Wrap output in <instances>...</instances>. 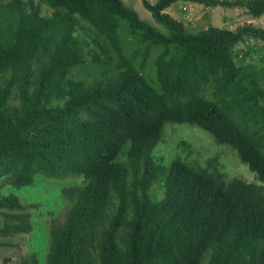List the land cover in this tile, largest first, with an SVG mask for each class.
Listing matches in <instances>:
<instances>
[{"label": "trees", "instance_id": "16d2710c", "mask_svg": "<svg viewBox=\"0 0 264 264\" xmlns=\"http://www.w3.org/2000/svg\"><path fill=\"white\" fill-rule=\"evenodd\" d=\"M180 2L264 16V0H141L152 22L123 0H0V252L51 208L18 191L66 180L29 264H264V65L235 50L264 29L188 32L166 13ZM166 123L206 130L253 181L217 156L157 161Z\"/></svg>", "mask_w": 264, "mask_h": 264}, {"label": "rangeland", "instance_id": "374dc122", "mask_svg": "<svg viewBox=\"0 0 264 264\" xmlns=\"http://www.w3.org/2000/svg\"><path fill=\"white\" fill-rule=\"evenodd\" d=\"M123 1L142 20L152 22L150 13L144 9L141 0ZM148 1L153 3L155 0ZM41 7L43 13L50 11L44 4ZM180 7V3L173 4L166 13L182 22L188 32H198L210 26L235 30L246 24L264 29V16L253 20L241 8L230 9L221 6L205 8L201 5H191L187 12H182ZM235 50L245 52L251 50L244 62L264 65V44L250 40L247 43L239 44ZM163 131V138L154 148L153 156L165 166H168L175 158L194 164L195 162L206 163L208 159L217 156L220 169L225 173L226 180L238 178L248 182L253 181L254 174L245 164L241 163L236 152L229 146L216 144L212 135L206 130L190 124L166 123ZM181 141L193 146L194 151L191 155H187L183 147H179ZM66 182V180L57 182L44 180L34 187L18 191L21 199L27 202L43 203L45 206H51V208L40 209L38 211L39 216L34 220L32 232L13 238L11 240L13 245L0 252V264H29L32 255H37L41 263L45 260L49 245L50 226L63 217L68 207V203L61 200L58 191ZM155 187L157 186L154 185L152 190ZM151 197L160 200L163 197V190H153Z\"/></svg>", "mask_w": 264, "mask_h": 264}, {"label": "clouds", "instance_id": "9594fccd", "mask_svg": "<svg viewBox=\"0 0 264 264\" xmlns=\"http://www.w3.org/2000/svg\"><path fill=\"white\" fill-rule=\"evenodd\" d=\"M147 1H148V0H147ZM155 1H156V0H155ZM155 1H154V2H155ZM123 2H124V1H123ZM140 2H141V1H140ZM148 2H149V1H148ZM154 2H153V3H154ZM150 3H151V2H150ZM175 4H176V3H175ZM180 4H181L180 9H181L182 12H187L188 9H189L190 6H191V5L187 4V3H181V2H180ZM168 9H169V8H168ZM166 11H167V10H166Z\"/></svg>", "mask_w": 264, "mask_h": 264}]
</instances>
